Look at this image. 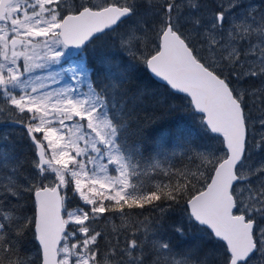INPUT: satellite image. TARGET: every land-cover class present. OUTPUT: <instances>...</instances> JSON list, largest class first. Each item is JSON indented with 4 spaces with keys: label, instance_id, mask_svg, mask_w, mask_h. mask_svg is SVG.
Instances as JSON below:
<instances>
[{
    "label": "snow or ice",
    "instance_id": "6c2138e0",
    "mask_svg": "<svg viewBox=\"0 0 264 264\" xmlns=\"http://www.w3.org/2000/svg\"><path fill=\"white\" fill-rule=\"evenodd\" d=\"M0 116V264H264V0H0Z\"/></svg>",
    "mask_w": 264,
    "mask_h": 264
},
{
    "label": "trees",
    "instance_id": "16d2710c",
    "mask_svg": "<svg viewBox=\"0 0 264 264\" xmlns=\"http://www.w3.org/2000/svg\"><path fill=\"white\" fill-rule=\"evenodd\" d=\"M115 37L116 33L102 36L89 46L88 52L85 54L89 55L94 51L115 52ZM141 82L148 85L150 92L154 94L155 98L151 101H146L142 107L136 110L133 129L142 128L144 133L143 137L135 136L133 139H147L149 131L159 128L161 125L174 133L179 126L194 123L191 114L186 109L187 99L184 96L173 93L165 85L160 84L148 75H143ZM6 127V125L0 123V135L3 134ZM11 140L15 144L17 155L21 160L30 161L34 158L33 150L24 129H11ZM148 143L150 145L151 141L148 140ZM174 163L177 167L182 166L179 159L174 161ZM27 206L31 207L30 201L27 202Z\"/></svg>",
    "mask_w": 264,
    "mask_h": 264
},
{
    "label": "rangeland",
    "instance_id": "374dc122",
    "mask_svg": "<svg viewBox=\"0 0 264 264\" xmlns=\"http://www.w3.org/2000/svg\"><path fill=\"white\" fill-rule=\"evenodd\" d=\"M65 66H67V65H65ZM41 74H44V73H41ZM57 86L58 85H52V87H57ZM4 119H6V118L3 116H0V122H2L1 120H4ZM11 129H15V128H11ZM263 155H264V153H257L254 151L253 152V159L254 160H260V159L264 158Z\"/></svg>",
    "mask_w": 264,
    "mask_h": 264
},
{
    "label": "water",
    "instance_id": "95a60500",
    "mask_svg": "<svg viewBox=\"0 0 264 264\" xmlns=\"http://www.w3.org/2000/svg\"><path fill=\"white\" fill-rule=\"evenodd\" d=\"M73 51H76L75 49H73ZM157 82H159L160 84H162V85H164L163 84V82H160V81H158V80H156ZM172 91V90H171ZM173 92V91H172ZM173 93H175V92H173ZM175 94H177V95H181V96H183V94H178V93H175ZM11 127H18V128H23L22 126H20V125H12Z\"/></svg>",
    "mask_w": 264,
    "mask_h": 264
}]
</instances>
